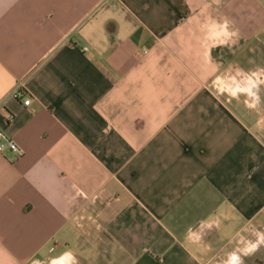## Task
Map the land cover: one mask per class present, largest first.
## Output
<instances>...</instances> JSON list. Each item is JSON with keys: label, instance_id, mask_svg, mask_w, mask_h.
<instances>
[{"label": "crops", "instance_id": "crops-1", "mask_svg": "<svg viewBox=\"0 0 264 264\" xmlns=\"http://www.w3.org/2000/svg\"><path fill=\"white\" fill-rule=\"evenodd\" d=\"M0 131V264H264V0H0Z\"/></svg>", "mask_w": 264, "mask_h": 264}, {"label": "built area", "instance_id": "built-area-1", "mask_svg": "<svg viewBox=\"0 0 264 264\" xmlns=\"http://www.w3.org/2000/svg\"><path fill=\"white\" fill-rule=\"evenodd\" d=\"M17 97L21 96L20 93H16ZM30 102L29 98L23 100V105H28ZM5 149L10 152L15 153L16 155H21V150L17 147L15 142L9 139L2 131H0V153H2Z\"/></svg>", "mask_w": 264, "mask_h": 264}]
</instances>
